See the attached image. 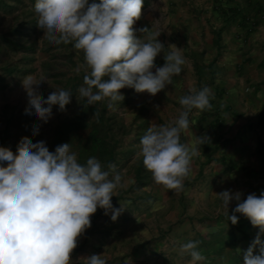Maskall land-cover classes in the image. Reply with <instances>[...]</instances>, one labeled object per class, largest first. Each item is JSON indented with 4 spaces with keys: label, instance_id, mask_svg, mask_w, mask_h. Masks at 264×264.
Instances as JSON below:
<instances>
[{
    "label": "clouds",
    "instance_id": "9594fccd",
    "mask_svg": "<svg viewBox=\"0 0 264 264\" xmlns=\"http://www.w3.org/2000/svg\"><path fill=\"white\" fill-rule=\"evenodd\" d=\"M143 0H36L37 27L44 32L43 39L56 45L72 44L84 53L85 63L75 71L85 72L83 85L78 91L88 105L107 100L108 108L115 110L124 100L120 90L132 88L137 93L155 96L171 85L173 77L181 74L182 65L188 63L183 49L170 44L165 46L157 39V31L137 38L135 31L148 33L144 27L134 31L133 25L141 17ZM163 52L165 63L155 66L157 56ZM155 67V73L152 69ZM46 78L37 79L29 74L22 80L28 97L26 115L35 113L37 119L47 123L52 108L66 110L71 93L63 88L51 92L44 99L39 86ZM211 89L190 90L182 96V109L172 125H152L140 140L137 156L152 174L156 185L176 193L183 191L184 181L191 174L192 160L200 155L199 145L207 136L196 138L189 145L181 142V134L189 129V114L193 109L211 110ZM159 106H157L158 108ZM94 115H98L95 113ZM39 126L33 128V136ZM131 181H124L115 164L102 167L96 157H89L84 164L70 143L56 146L50 152L46 142L33 143L22 137L14 154L9 148L0 147V264H70L77 239L90 228V217L97 208L111 212L116 221L125 210L114 208L112 197L118 188H125ZM227 210V219L233 225L238 215L248 218L260 232L244 253V264H264V192L259 196L249 194L241 200L242 193L224 190L215 194ZM236 207L229 215V204ZM199 241H188L179 248V254L191 257L189 264H201L205 257L198 250ZM259 246V254L254 249ZM85 264H106L103 255L87 257Z\"/></svg>",
    "mask_w": 264,
    "mask_h": 264
},
{
    "label": "rangeland",
    "instance_id": "374dc122",
    "mask_svg": "<svg viewBox=\"0 0 264 264\" xmlns=\"http://www.w3.org/2000/svg\"><path fill=\"white\" fill-rule=\"evenodd\" d=\"M35 2L36 0H0V102L3 103L0 104V147H6V141L2 134L5 128H8L9 139L6 148H9L14 154L22 137H28L33 143L46 142L50 152H54L56 146L62 143H70L71 150L77 153L78 161L81 164H84L89 157H96L102 167L106 168L109 164L108 161L111 160L110 163L116 165L117 171L122 174L123 180L131 181L125 188H118L116 196L114 195L111 200L114 208H120L122 203L125 210L116 221H113L111 212L106 215L105 210L98 207L96 213L90 217V228H87L77 239V247L71 254L70 264H85L84 260L93 254L103 255L106 264H185V259L177 258L171 252L174 247L166 240L167 236L152 241L153 243L161 241L162 244L158 248L155 246L149 249H140L141 251L139 249L133 250L136 245L133 243L132 231L135 228L134 220L137 212L129 206L128 200H130V197H126V195L132 189L130 195H132L133 201H137L139 206L143 203L148 205V201L145 202V199L141 198L140 191L143 187L146 190L149 189L145 185L148 181L150 182L148 178L152 179V174L145 169L143 158L137 156L140 151V140L152 125L167 126L173 124L180 111L183 110L179 104V99L190 94V91L187 90V84H184L178 76H174L172 84L167 85L164 90L154 97L148 93H137L132 88H124L120 92L125 98L122 102L117 103L115 110L108 108L107 100L88 105L86 98L81 97L78 91L81 86H84L83 77L85 72L83 70L79 73L75 71L78 65L85 63L83 51L75 49L72 44L56 45L49 43L47 39H43L44 32L36 24L38 17L34 10ZM93 2L98 4L101 0H88L89 4ZM220 4H215V8L218 9ZM207 5L197 2V0H143L141 17L135 22L133 29L135 31L143 28L142 25L144 27L148 25L147 28L152 30V34L161 30L165 23V27L168 28L175 16L176 19L183 20L185 26L194 25L199 29L202 28L203 31V24L200 20L202 15L199 14L205 11ZM191 15H196L195 24L186 23L189 19L187 20L184 17L189 18ZM203 20L211 22L210 25L216 23L211 19L205 18ZM135 35L137 38H143L149 35V32L141 34L139 31H135ZM157 39L163 43L160 35ZM220 44V49L218 48L215 53L217 57L223 56L225 51V45H222V42ZM164 51L168 52L170 50L165 48ZM39 55H42L44 62L40 64V72L35 76L34 72L38 68L30 64L32 59L38 60ZM164 63V53L161 52L155 60V66L162 67ZM32 69L33 71H30ZM152 71L155 73V67ZM198 71L199 78L202 79L205 74H209L213 82L217 81L219 75L222 78L224 74L230 72V70H225L218 73L214 69V72L211 73L210 68L209 70L199 68ZM238 73L240 74L239 69L236 73L234 72L235 75ZM28 74L35 76L37 79L40 75H43L47 81L55 86L65 85L64 89L69 90L72 94L71 102L66 105L65 111H60L58 105L53 106L51 119L47 123L37 119L34 112L32 115L25 114L28 103H26V107L21 106L24 97L20 98L19 102H15L14 105L4 106L5 100H7L4 95L6 82H10L12 85L17 84L19 77L22 78ZM204 86L209 87L210 82L199 83L197 90ZM223 86L224 91H215L217 95H231L230 92H232L231 89L234 86H231L229 81ZM42 96L47 99L48 95ZM212 102L210 101V103ZM157 106L159 107L157 108ZM211 111L198 112L196 109L192 110L188 117L190 121L189 129L181 134L182 143H185L183 140L185 134L194 131L192 126H194L195 121L199 130L201 128H204V130L214 128L212 124H214L215 120L213 118L215 116ZM95 112L100 117L99 121L96 120ZM231 120L228 119L227 124H230ZM37 125L39 126V134L33 136V128ZM231 126L233 124H230ZM208 132L211 131L208 130ZM234 165L237 167L236 164ZM191 168L192 175L199 170L197 166ZM203 170L204 173L207 171L206 168ZM191 174L185 179L184 188L190 186L191 189L195 190L188 193L183 189L182 192L185 194L183 202L188 203L193 199L195 203L200 205L210 194V192H206L204 196H200L199 194L203 193L201 187L209 186L208 189H216L214 185L217 179L211 178L208 181L209 185L199 186V181L195 182L194 179H190ZM139 176L145 179L146 184H141L143 181H137ZM242 186L241 184L237 187V190ZM161 191L164 192L162 189ZM188 195L192 197L187 199ZM169 196L171 199L168 204L172 205L175 196L173 194ZM158 198L159 195H155V200H151L149 205L157 204ZM234 203L236 202L233 201ZM213 205L215 212L218 211V206L222 208L220 200ZM140 207L142 208V206ZM219 213L218 215H220ZM237 215L238 220H244V216ZM160 220L165 221L166 224L171 223L167 221V218H161ZM200 222L202 223V221ZM149 225H151V228L153 227L149 236H147L150 239L157 232L154 228L155 224L153 226V223H149ZM165 227L166 235L171 228Z\"/></svg>",
    "mask_w": 264,
    "mask_h": 264
},
{
    "label": "crops",
    "instance_id": "0c3cea01",
    "mask_svg": "<svg viewBox=\"0 0 264 264\" xmlns=\"http://www.w3.org/2000/svg\"><path fill=\"white\" fill-rule=\"evenodd\" d=\"M198 1L201 4H208L205 11L199 14L202 15L200 20L203 24V31L202 28L199 29L194 25L185 26L183 20H178L174 16L171 25L167 28L165 23L159 32H161L160 38L163 39L166 49L170 44H175L178 48L183 49L182 55L188 63L181 66L182 71L178 78L187 84V90L197 89L199 83L210 82V101H213L211 113H214L213 116H215L214 124H212L214 128L199 130L195 121L192 126L194 131L185 134L183 140L191 145L195 143L196 138L208 137L204 144L198 146L200 155L193 158L191 167L197 166L199 170L193 175L191 174L190 179H194L195 182L199 181V186L209 185L208 181L211 178L217 179L214 185L216 189H208L209 186L201 187L203 193L199 195L204 196L206 192H210L208 198L200 205L193 199L186 203L183 202L185 194L182 191L176 193L175 190H168L161 185H156L153 179L148 178L150 182L148 181L147 184L145 182V187L148 186L149 189L146 190L143 187L142 192L139 190L142 194L141 198L145 199V202L148 201V205L140 204L142 208L137 204V201H133L134 199L130 195L131 189L126 197H130L129 206L137 212L134 220L135 228L132 231L133 243L136 245L133 250L149 249L155 246L158 248L162 244L161 241L158 243L152 241L167 236L166 240L174 247L171 252L177 258L185 259V264H189L191 257L188 254L180 255L179 248L188 241L200 242L198 250L205 257L201 264H244V253L260 229L253 227L246 217L233 225L227 219V210L223 204L220 205L222 208L218 206L217 212H215L213 204L218 200L222 202L215 194L224 190L241 192L242 201L249 194L255 193L259 196L261 192H264V2L262 0ZM217 3H221L218 9L215 8ZM184 18L189 19L187 24L196 22V15ZM205 18L216 23L210 25L211 22L203 20ZM142 27L144 28L143 25ZM151 32L152 30H149V35ZM221 42L222 45H225V51L223 56L217 57L215 53L221 47ZM31 61L30 65L38 68L34 72L36 76L40 72V64L44 62V59L42 55H39L38 60L32 59ZM199 68L206 70L210 68L211 73L214 72V69L218 73L225 70H230V72L224 74L222 78L219 75L217 81L213 82L209 74H205L202 79L199 78ZM238 69L240 74L235 75L234 72L236 73ZM23 78L19 77L17 84L13 85L6 82L4 95L7 100H5L4 106L14 105L24 97L21 106L26 107L28 97L22 86ZM227 81L231 86H234L231 89V95H217V91H224L223 84H226ZM64 86H55L45 79L39 86V91L42 95H49L56 89H64ZM0 104L3 103L0 102ZM198 112L200 111L198 110ZM228 119H232L230 124L233 126L230 127V124H227ZM228 133L229 135H227ZM204 168L207 169L205 173L203 172ZM241 184L243 186L237 190ZM192 190L195 189H191L190 186L184 188V191L188 193ZM171 194L175 196V201L169 205L168 202L171 199L169 195ZM155 195H159L158 203L150 206L149 203L151 200H155ZM189 197L192 196L188 195L187 199ZM235 206L236 203L233 204L231 201L229 215ZM220 209L221 211H219ZM161 218H167V221L171 223L166 224L165 221L160 220ZM149 223H153V226L155 224L154 228L157 232L150 239L147 236L153 227L151 228ZM165 226L171 228L169 231L167 229L166 235ZM260 239L264 243V234L260 235ZM139 250L138 252L141 251ZM253 254H259V246L254 249Z\"/></svg>",
    "mask_w": 264,
    "mask_h": 264
},
{
    "label": "trees",
    "instance_id": "16d2710c",
    "mask_svg": "<svg viewBox=\"0 0 264 264\" xmlns=\"http://www.w3.org/2000/svg\"><path fill=\"white\" fill-rule=\"evenodd\" d=\"M95 113H97V112H95ZM99 119H100V117L98 116V115H96V120H98L99 121ZM3 136H4V138H5V141H6V147L8 146V128H5V130L3 131ZM102 145H103V143H102ZM111 161V160H110ZM110 161H108V163H110ZM142 177H140L139 176V178L137 179V181H143V183H141V184H145V181H144V179L142 178Z\"/></svg>",
    "mask_w": 264,
    "mask_h": 264
}]
</instances>
